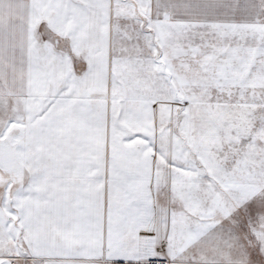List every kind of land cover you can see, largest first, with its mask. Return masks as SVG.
Wrapping results in <instances>:
<instances>
[{"label":"snow or ice","instance_id":"obj_1","mask_svg":"<svg viewBox=\"0 0 264 264\" xmlns=\"http://www.w3.org/2000/svg\"><path fill=\"white\" fill-rule=\"evenodd\" d=\"M0 264H264V0H0Z\"/></svg>","mask_w":264,"mask_h":264}]
</instances>
